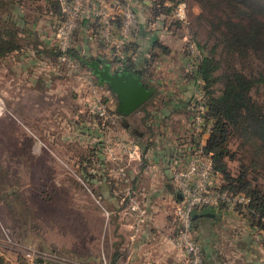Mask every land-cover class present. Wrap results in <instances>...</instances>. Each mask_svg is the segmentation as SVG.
Returning <instances> with one entry per match:
<instances>
[{
	"label": "rangeland",
	"instance_id": "rangeland-1",
	"mask_svg": "<svg viewBox=\"0 0 264 264\" xmlns=\"http://www.w3.org/2000/svg\"><path fill=\"white\" fill-rule=\"evenodd\" d=\"M167 1L173 4V0ZM183 1L187 5L189 20L185 25L171 15L173 6L166 4V1L161 8L167 14L166 25L171 30L165 42L168 49L187 54L186 46L193 41L201 54H213L221 59L223 66L230 61L236 68L247 73L264 69V61L252 52L246 55L235 53L227 57L223 51L220 30L212 28L207 14L195 0ZM257 1L264 4V0ZM19 2L20 8L31 21L30 28L37 29L38 39H44L43 35L48 34L47 46L52 45V42L56 44L58 23L53 22L48 14L41 13L40 6L36 9L43 0ZM142 2L136 0L133 3L138 21L140 19L137 12L143 6ZM145 3L151 4V0ZM166 7L170 9L166 10ZM153 13L149 8L146 15L151 18ZM36 14H41L40 18L32 24ZM77 30L78 28L75 29L76 32ZM75 34L73 38L76 37ZM22 40L25 48L19 53L21 57H25L27 48L32 45L27 40ZM212 46L214 51L211 52ZM80 53L84 51L81 50ZM42 54L38 57H51L46 53ZM153 58L146 68L147 74L156 61H160V57L155 54ZM12 62L8 56L0 59V250L2 257L3 253L7 255L4 250L14 252V257L20 255L18 258L20 264H23L25 259L22 255L26 253L24 250H29L24 249V246L28 245L41 246L49 249L48 251L63 250L71 255L70 246L78 237L86 241L88 229L94 228L97 231L102 225L103 218L99 214L102 202L95 201L93 192L103 191L106 186L118 190L126 182L120 177L119 160H109L103 149L105 141L112 139L113 134L119 135L117 131L121 126L120 122L111 128L108 123L109 129H105L104 135L98 134V125L92 123L96 116L93 107L96 98L105 101L108 109L117 103L115 94L107 84H99L97 77L93 75L88 87H82L87 96L93 94L92 102L85 100L83 104H79L78 93L73 86L81 83L84 76L91 72L87 64H77L75 71L63 67L62 75H56L50 69L37 71L36 77L40 80L34 87H30L22 73L19 76L14 72ZM64 66L69 65L64 63ZM161 76L166 77V74L161 73ZM148 83L154 85L155 90L144 107L151 108L161 104L158 97L160 85L156 81ZM90 84L94 85V89L89 87ZM200 85L197 84V89L193 88L191 92L193 107L195 92ZM220 86V82L214 84L216 93H219ZM250 93L254 99L264 104V84L253 87ZM141 115V111L137 110L127 118L131 124L129 136L138 139L140 144L143 136L138 138L135 133L146 130L140 120ZM92 134L97 137L95 143H90ZM228 147L235 151V156L227 160L230 171L237 175L244 165L247 168L248 185L264 188L263 169L250 158L237 135L230 138ZM132 171L134 173L133 169ZM110 180H113V186ZM133 188L132 182L128 184L129 190ZM257 229L264 234V228ZM13 246L18 250L10 248Z\"/></svg>",
	"mask_w": 264,
	"mask_h": 264
},
{
	"label": "crops",
	"instance_id": "crops-1",
	"mask_svg": "<svg viewBox=\"0 0 264 264\" xmlns=\"http://www.w3.org/2000/svg\"><path fill=\"white\" fill-rule=\"evenodd\" d=\"M93 1L84 0L81 15L83 19L73 38V44L84 51L83 61L85 57L89 59L92 56L99 57L102 63H110L114 69H140L145 83L156 81L160 85L158 97L161 104L135 110L141 111L140 120L146 126V130L142 132L135 131L138 138L143 136L141 144L138 139L129 136L131 124L127 118L132 112L120 115L115 111L116 104L109 109L107 121L110 128L120 122L122 127L120 126L117 134L138 141L141 157L127 163L126 171L130 180L125 181L126 185L123 184V187L116 190L107 188L106 184L103 191L93 192L95 201L102 202L99 210L103 218L101 227L97 231L94 228L88 229L86 241L78 237L70 246L71 255L63 250L48 251L49 249L37 245L24 246V249L36 250L38 258L43 259V264H181L182 253L173 246L169 238L175 230L173 212L177 193L166 172V161L183 159L187 148L185 144L197 140V135L190 126V118L193 113L191 92L193 88L197 89L195 87L198 83L185 71L188 56L181 51L168 49L165 43L171 33L166 25L167 14L153 13L152 19L149 18L146 14L152 8L148 7L150 3L144 2L137 12L139 29L124 46L125 57L119 59L112 55L107 41L99 36L98 20L88 11ZM101 1L110 9L115 2ZM133 1L136 3V0ZM167 2L169 1L166 0V4ZM40 15H34L33 19L38 22ZM35 30L37 33V29ZM43 38L46 41L48 34H44ZM131 42L132 47H128ZM153 54L160 57V61L149 67L150 72L147 74L146 68L153 61ZM25 55L21 57L19 51H14L8 57L13 60L14 72L19 76L22 73L27 86L34 87L40 80L36 77L37 71L49 68L41 63L42 60L37 56L39 54L35 55L31 49ZM161 73L166 74V77L161 76ZM88 83L84 76L81 83L73 86L77 90L79 104H83L85 100L92 102L93 94L87 96L82 89L83 85L88 87ZM93 86L90 84L89 87L94 89ZM145 110L149 113L147 118L144 117ZM206 138L204 137V142ZM121 180L124 181L122 178ZM131 182L135 188L129 191L128 184ZM131 198H136L145 206L150 216L141 225H138L136 212L128 210ZM192 218L193 230L201 243L206 264H264V234L251 225L241 211L226 209L220 203L204 205L194 209ZM10 248L18 250L14 246ZM4 252L7 255L3 253L2 257L0 250V264H20V255L14 257V252ZM22 256L25 259V253Z\"/></svg>",
	"mask_w": 264,
	"mask_h": 264
},
{
	"label": "trees",
	"instance_id": "trees-1",
	"mask_svg": "<svg viewBox=\"0 0 264 264\" xmlns=\"http://www.w3.org/2000/svg\"><path fill=\"white\" fill-rule=\"evenodd\" d=\"M165 1L151 0L150 5L155 15L163 14L161 8ZM178 1L181 0H173L174 3ZM195 1L207 14L212 28L220 30L223 51L227 57L235 53L246 55L252 52L264 61V4L257 0ZM141 2L144 3V0ZM19 3V0H0V59L25 48V43L22 42L24 39L32 45L27 50L31 49L35 55H51L47 59L46 56L40 59L56 75H62L63 67L75 71V67L64 66V63L56 60L60 50L54 42L47 46V40L38 39L35 28L28 27L31 21L20 11ZM39 6L41 13L49 14L55 23L65 17L59 0H43L36 9ZM169 9L170 7H166V10ZM82 19L83 17L79 23ZM33 23H36V19H33ZM128 46H132V42ZM69 51L78 65L84 64L80 47L73 45ZM212 51L214 46L211 47ZM188 73L201 84L199 90L203 92L205 99V116L211 121L204 149L212 152L213 167L219 174L222 188L231 193L242 192L247 195L249 201L238 205L236 209L244 213L251 225L264 228V188L248 185L247 168L244 165L234 175L227 164V160L235 156V151L228 147V142L233 135H237L250 158L264 171V104L254 99L250 93L253 87L264 84V69L247 73L236 68L230 61L223 66L220 58L208 53L201 54ZM217 82L221 83L219 93L214 88ZM139 108L144 109V103ZM148 115L145 110L144 117L147 118ZM92 123L98 125V131L106 132L108 121L101 116L96 114ZM107 182L109 184L108 179ZM110 182L113 186V180ZM27 263L28 258L25 257L23 264Z\"/></svg>",
	"mask_w": 264,
	"mask_h": 264
},
{
	"label": "built area",
	"instance_id": "built-area-1",
	"mask_svg": "<svg viewBox=\"0 0 264 264\" xmlns=\"http://www.w3.org/2000/svg\"><path fill=\"white\" fill-rule=\"evenodd\" d=\"M61 11L65 17L59 21L56 27V45L59 47L56 60L76 67L77 61L71 56L69 48L74 44L73 34L78 27L79 20L84 9V0H59ZM148 2V0H144ZM172 7L171 15L183 25L188 24L187 5L181 0L176 3L167 2ZM89 13L95 16L99 23L98 33L110 45L112 55L123 59L125 57L124 46L131 40L139 29V21L134 10L133 0H115L111 9L103 1L92 2ZM188 61L185 69L190 71L200 58L201 51L193 41L186 46ZM91 76V77H90ZM92 73L86 75V80L91 83ZM198 92V93H197ZM195 92L193 113L190 118V126L197 135V140L186 143L184 158H174L167 162L170 169V179L177 193L174 206L175 230L170 240L173 246L181 251V264H206L201 243L193 230V211L195 208L222 204L226 209H236L249 201V197L242 192L231 193L222 188L219 174L214 170L212 152L204 149V137H208L211 121L205 116L206 104L203 92ZM107 103L99 98L93 102L95 113L105 120L109 119ZM98 134L104 135L100 130ZM90 143H95V134L90 136ZM207 139V138H206ZM103 149L109 160H119L120 177L129 181L126 171L130 160L140 159L141 151L138 141L113 134L103 144ZM126 160V163H125ZM131 191V190H129ZM128 210L135 211L138 225L148 221L150 216L147 208L140 204L136 198H131ZM27 264H43L36 261L39 256L37 251L29 249L25 253ZM66 264H84L68 262Z\"/></svg>",
	"mask_w": 264,
	"mask_h": 264
},
{
	"label": "water",
	"instance_id": "water-1",
	"mask_svg": "<svg viewBox=\"0 0 264 264\" xmlns=\"http://www.w3.org/2000/svg\"><path fill=\"white\" fill-rule=\"evenodd\" d=\"M84 63L91 68L100 84L106 83L115 94L117 103L115 111L120 115H127L138 109L154 93L155 87L142 80L140 69H114L108 62L102 63L99 57L84 59ZM166 172L170 177V169ZM39 263L42 258H36Z\"/></svg>",
	"mask_w": 264,
	"mask_h": 264
}]
</instances>
